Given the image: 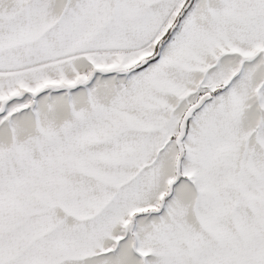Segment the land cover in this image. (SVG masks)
<instances>
[{
  "label": "snow or ice",
  "instance_id": "6c2138e0",
  "mask_svg": "<svg viewBox=\"0 0 264 264\" xmlns=\"http://www.w3.org/2000/svg\"><path fill=\"white\" fill-rule=\"evenodd\" d=\"M0 264H264V0H0Z\"/></svg>",
  "mask_w": 264,
  "mask_h": 264
}]
</instances>
